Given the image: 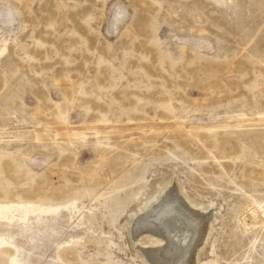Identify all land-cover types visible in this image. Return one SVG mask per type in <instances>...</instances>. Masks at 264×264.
Returning <instances> with one entry per match:
<instances>
[{
  "label": "rangeland",
  "instance_id": "374dc122",
  "mask_svg": "<svg viewBox=\"0 0 264 264\" xmlns=\"http://www.w3.org/2000/svg\"><path fill=\"white\" fill-rule=\"evenodd\" d=\"M167 192L264 264V0H0V264H165Z\"/></svg>",
  "mask_w": 264,
  "mask_h": 264
},
{
  "label": "bare ground",
  "instance_id": "6f19581e",
  "mask_svg": "<svg viewBox=\"0 0 264 264\" xmlns=\"http://www.w3.org/2000/svg\"><path fill=\"white\" fill-rule=\"evenodd\" d=\"M171 189L173 190V188ZM168 192L146 208V211L142 215H139L138 219L136 218L134 226L136 228L147 226L163 234L166 242L163 252L160 256L157 252H150L151 256L159 257L165 264H185L186 257L190 253L199 234V218L196 219L190 215V212L187 213L189 210L186 211L177 194ZM190 257L193 256L191 255Z\"/></svg>",
  "mask_w": 264,
  "mask_h": 264
}]
</instances>
